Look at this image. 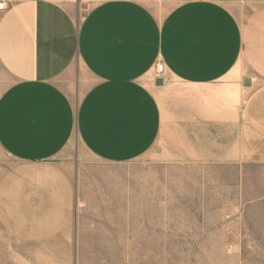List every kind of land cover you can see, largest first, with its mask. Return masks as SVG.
<instances>
[{"label":"crops","instance_id":"crops-1","mask_svg":"<svg viewBox=\"0 0 264 264\" xmlns=\"http://www.w3.org/2000/svg\"><path fill=\"white\" fill-rule=\"evenodd\" d=\"M2 1L0 146L17 163L0 179L10 245L66 262L82 247L128 255L132 238L196 264L237 261L245 246L258 261L264 228L237 214L264 198V13L246 28L226 0H95L83 17L81 0ZM76 142L115 165L151 152L135 189L154 201L136 209L165 220L130 222L129 175L85 172Z\"/></svg>","mask_w":264,"mask_h":264},{"label":"rangeland","instance_id":"rangeland-1","mask_svg":"<svg viewBox=\"0 0 264 264\" xmlns=\"http://www.w3.org/2000/svg\"><path fill=\"white\" fill-rule=\"evenodd\" d=\"M95 0H81V17L89 11L91 4ZM232 8L237 10L243 17V24L248 28L255 18V14L264 13V5L259 0H226ZM254 73V72H253ZM257 74V71L256 73ZM2 88V85H0ZM75 153L79 154L84 165L82 168L87 173H96L98 176L102 175H129V185H130V222L139 223H151L164 221L165 214H147V213H137L136 206L141 202L147 205V201L150 204L154 201L152 195L146 193L145 198L138 196L136 191L137 176L142 173H150L151 161L153 159V154L150 152L148 155L135 160L133 162L124 164H109L95 160L82 146V144L76 142L74 145ZM15 160L8 155L3 148L0 146V179L2 175L7 173L10 169H15L17 166ZM95 169V170H93ZM264 173V167L258 166V175ZM147 183V182H146ZM151 185L153 182L148 183ZM164 184L162 183V186ZM261 185V189L264 188L263 182H258V186ZM150 188V189H151ZM146 189L147 186H146ZM141 194V193H140ZM244 201H246L244 199ZM251 201V200H249ZM259 202L255 205H245L241 207L240 213L237 214L239 221L246 223H257L264 228V198L258 200ZM254 202V201H253ZM243 204V203H242ZM131 210L134 212L132 213ZM179 214H177V217ZM225 219L231 221L232 217L230 214H226ZM137 239L130 238L129 253L122 252L121 246L113 247H86L81 250L78 255H71L69 261H63L64 259L60 255L47 256L40 258L37 255H33L32 247H26L21 245H10V240L7 239L2 231L0 230V264H196L192 255L185 254H169V246L162 245H146L145 242H137ZM134 242V243H133ZM184 249V247H180ZM244 251L237 261H230L228 264H264V244L258 246L256 249L261 253L259 260L257 261L256 255H252L254 247H242ZM228 250V249H227ZM186 252V251H185ZM40 255V254H38ZM257 256V258H258ZM50 257V258H48ZM214 258H216L214 256ZM39 259H41L39 261ZM6 262V263H5ZM208 263V262H207ZM209 264H219L216 260H212Z\"/></svg>","mask_w":264,"mask_h":264},{"label":"built area","instance_id":"built-area-1","mask_svg":"<svg viewBox=\"0 0 264 264\" xmlns=\"http://www.w3.org/2000/svg\"><path fill=\"white\" fill-rule=\"evenodd\" d=\"M4 4H5L4 1L0 2V6H2V7H0V9H3ZM156 69H157V72L159 74H162L164 72V64L163 63H158L157 66H156Z\"/></svg>","mask_w":264,"mask_h":264},{"label":"water","instance_id":"water-1","mask_svg":"<svg viewBox=\"0 0 264 264\" xmlns=\"http://www.w3.org/2000/svg\"><path fill=\"white\" fill-rule=\"evenodd\" d=\"M244 83H245V85H250L251 79L250 78H246L244 80ZM163 84H164V78L159 77V78L156 79V85L160 86V85H163Z\"/></svg>","mask_w":264,"mask_h":264},{"label":"bare ground","instance_id":"bare-ground-1","mask_svg":"<svg viewBox=\"0 0 264 264\" xmlns=\"http://www.w3.org/2000/svg\"><path fill=\"white\" fill-rule=\"evenodd\" d=\"M127 229V228H126ZM121 235V234H120ZM41 259H39V261H40ZM2 261H0V263H1ZM41 262V261H40ZM6 263V262H5Z\"/></svg>","mask_w":264,"mask_h":264},{"label":"snow or ice","instance_id":"snow-or-ice-1","mask_svg":"<svg viewBox=\"0 0 264 264\" xmlns=\"http://www.w3.org/2000/svg\"><path fill=\"white\" fill-rule=\"evenodd\" d=\"M0 7H2V6H0Z\"/></svg>","mask_w":264,"mask_h":264}]
</instances>
